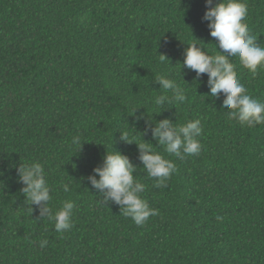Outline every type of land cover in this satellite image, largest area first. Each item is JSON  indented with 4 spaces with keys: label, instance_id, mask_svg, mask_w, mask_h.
Returning a JSON list of instances; mask_svg holds the SVG:
<instances>
[{
    "label": "trees",
    "instance_id": "16d2710c",
    "mask_svg": "<svg viewBox=\"0 0 264 264\" xmlns=\"http://www.w3.org/2000/svg\"><path fill=\"white\" fill-rule=\"evenodd\" d=\"M0 264H264V0H0Z\"/></svg>",
    "mask_w": 264,
    "mask_h": 264
}]
</instances>
